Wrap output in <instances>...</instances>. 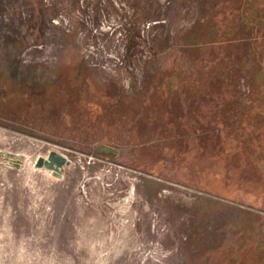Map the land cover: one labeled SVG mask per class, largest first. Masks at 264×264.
<instances>
[{
  "label": "rangeland",
  "instance_id": "374dc122",
  "mask_svg": "<svg viewBox=\"0 0 264 264\" xmlns=\"http://www.w3.org/2000/svg\"><path fill=\"white\" fill-rule=\"evenodd\" d=\"M0 150V264H264V0H0Z\"/></svg>",
  "mask_w": 264,
  "mask_h": 264
},
{
  "label": "water",
  "instance_id": "95a60500",
  "mask_svg": "<svg viewBox=\"0 0 264 264\" xmlns=\"http://www.w3.org/2000/svg\"><path fill=\"white\" fill-rule=\"evenodd\" d=\"M0 156H4L7 159L12 160L15 158V154L10 152H5L0 150ZM18 160V159H14ZM70 159L63 152L57 150H49V152L43 156L38 155L34 162V167L36 168H48L52 175L61 177L63 175V168L70 164ZM17 165V163H15Z\"/></svg>",
  "mask_w": 264,
  "mask_h": 264
}]
</instances>
